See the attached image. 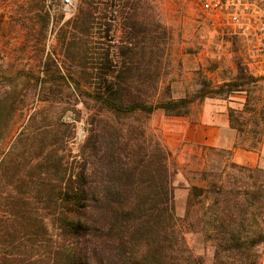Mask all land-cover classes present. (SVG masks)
I'll return each instance as SVG.
<instances>
[{
    "label": "trees",
    "instance_id": "1",
    "mask_svg": "<svg viewBox=\"0 0 264 264\" xmlns=\"http://www.w3.org/2000/svg\"><path fill=\"white\" fill-rule=\"evenodd\" d=\"M34 1L35 62L0 65V264H260L264 169L214 164L232 150L203 146L207 163L193 169L198 181L177 216L175 160L149 120L242 93V107L227 110L234 147L257 151L264 77L238 60L231 78L200 74L193 93L175 97L172 35L157 1L79 0L65 20ZM10 69L34 81L32 93L13 92ZM184 230L202 237L209 257L191 250Z\"/></svg>",
    "mask_w": 264,
    "mask_h": 264
},
{
    "label": "rangeland",
    "instance_id": "2",
    "mask_svg": "<svg viewBox=\"0 0 264 264\" xmlns=\"http://www.w3.org/2000/svg\"><path fill=\"white\" fill-rule=\"evenodd\" d=\"M33 0H0V19L3 26L0 28V65L10 63L35 62L36 56L32 50L37 49L35 45L40 43V36L31 38L29 36L28 25L32 20V15L39 8L40 2ZM159 3L162 20L171 31V72L168 79L172 80V91L175 97L183 96L185 93H193L195 80L200 74H205L213 81L222 82L223 79L231 78L235 73L236 61L241 60L247 65L251 74L257 77H264V49L257 50V46L252 38L246 33L224 25L215 17L202 13L196 0H155ZM79 0H73V8L65 10L59 0H46L54 9L63 14V20L68 19L76 11ZM36 3L34 6L33 4ZM19 21H23L26 27L20 26ZM38 24L34 30L38 33ZM116 36L121 34L120 29H116ZM38 42V43H36ZM55 46L53 34L47 41L46 50L51 51ZM16 71L7 70L6 75L12 79L13 92L20 93L25 88L33 92L34 81L30 82L21 76H15ZM264 83V82H261ZM31 85V86H30ZM244 102V94L235 93L227 98H204L195 101L191 109V117L201 111L204 104L211 109L218 110L227 115L229 107L241 108ZM150 125V124H149ZM150 127L155 130L151 125ZM77 138L84 136L83 125L77 124ZM158 132L157 130H155ZM234 143L236 133L232 129ZM193 148V147H192ZM217 149H225L216 146ZM233 148L234 145H233ZM232 154L230 157L224 153L222 157L213 155L214 164H223L226 161H235ZM237 148V147H236ZM246 151L244 148H240ZM261 149L262 155H261ZM191 148H187L183 153H172L175 160V213L182 216L185 208V200L188 187L198 181V177L193 175L197 163H207V157L202 159L199 156L192 158L187 156ZM259 155V162L255 166L264 169V140L257 151H252ZM182 162L177 161L178 157ZM236 162V161H235ZM239 163V162H236ZM243 164V163H239ZM252 166L250 164H243ZM178 169V170H176ZM184 237L188 246L195 254H203L209 257L211 252L202 237L191 231L184 230ZM259 250L262 253L260 264H264V245Z\"/></svg>",
    "mask_w": 264,
    "mask_h": 264
},
{
    "label": "crops",
    "instance_id": "3",
    "mask_svg": "<svg viewBox=\"0 0 264 264\" xmlns=\"http://www.w3.org/2000/svg\"><path fill=\"white\" fill-rule=\"evenodd\" d=\"M196 117L169 116L163 110L157 109L151 115L149 124L157 130L169 150L175 154L183 153L191 148L189 156H199L203 146H218L231 149L234 145V135L229 126L227 115L206 105L201 106ZM193 147V148H192ZM234 160L243 164L255 166L259 155L252 151L233 148ZM261 149V155H262ZM177 161L182 162L177 156Z\"/></svg>",
    "mask_w": 264,
    "mask_h": 264
},
{
    "label": "built area",
    "instance_id": "4",
    "mask_svg": "<svg viewBox=\"0 0 264 264\" xmlns=\"http://www.w3.org/2000/svg\"><path fill=\"white\" fill-rule=\"evenodd\" d=\"M65 10L73 8V0H59ZM202 13L220 19L224 25L249 35L264 49V0H196Z\"/></svg>",
    "mask_w": 264,
    "mask_h": 264
}]
</instances>
